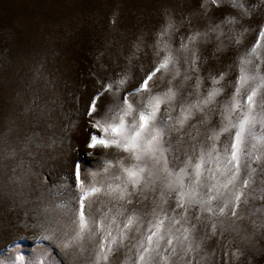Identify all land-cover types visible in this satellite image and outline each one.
<instances>
[{"label": "snow or ice", "instance_id": "6c2138e0", "mask_svg": "<svg viewBox=\"0 0 264 264\" xmlns=\"http://www.w3.org/2000/svg\"><path fill=\"white\" fill-rule=\"evenodd\" d=\"M167 9L151 43L134 35L126 54L114 50L125 65L82 102L88 149L120 158L104 161L100 180L73 165L75 206L45 237L61 260L250 264L264 241V0ZM141 56L150 66L133 80Z\"/></svg>", "mask_w": 264, "mask_h": 264}, {"label": "rangeland", "instance_id": "374dc122", "mask_svg": "<svg viewBox=\"0 0 264 264\" xmlns=\"http://www.w3.org/2000/svg\"><path fill=\"white\" fill-rule=\"evenodd\" d=\"M167 3L0 0V264H46L54 256L58 264H75L69 256H56L54 246L65 251L58 241L45 239L75 206L73 165L82 169L81 179L99 173L100 180L104 161L120 158L88 149L82 102L95 90L96 79L113 75L106 69L125 65L114 50L126 54L134 35L151 43ZM252 38L246 36L245 43ZM149 66L141 56L128 71L137 80L140 68ZM253 251L250 264H264V241Z\"/></svg>", "mask_w": 264, "mask_h": 264}]
</instances>
